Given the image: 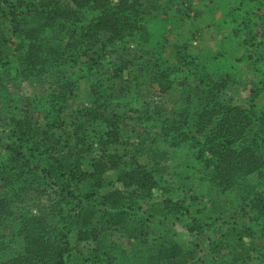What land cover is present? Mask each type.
Returning <instances> with one entry per match:
<instances>
[{
  "label": "trees",
  "instance_id": "obj_1",
  "mask_svg": "<svg viewBox=\"0 0 264 264\" xmlns=\"http://www.w3.org/2000/svg\"><path fill=\"white\" fill-rule=\"evenodd\" d=\"M6 1L16 25L14 33L15 30L22 32L23 67L20 74L23 77L41 73L48 61L61 64L65 50L69 55L87 57L83 64L87 66L86 72L91 71L92 64L98 60L89 54L97 47L103 53L113 51L114 44L126 41L141 29L147 13L142 0H70L66 4L62 0ZM246 1L254 2L255 9H247L245 1L238 0L237 5L226 12L227 20L235 35L242 33L244 41L256 42L259 30L252 28L249 16L256 13L264 20V1ZM260 10L262 12L258 14ZM26 16L30 17L27 27L17 30L19 19ZM54 32L62 36L64 49L61 51L50 37ZM136 57L141 58L142 55ZM185 57L188 58L184 63L188 64L190 75L200 84V92L204 95L197 113L196 131L195 134L190 133L188 128L190 107L178 104L170 109L168 117L161 118V137L174 148L190 145L194 159L203 167L211 168L209 180L212 184L222 191L233 189L241 202L248 206L243 212L254 220L264 221V156L261 150L264 109H259L255 103L256 97H264V73L250 88V104L239 105L223 98L224 80L216 77L201 58L193 54ZM130 64L135 68L128 69ZM136 65L130 59L122 60L117 64L114 75H120L125 69L129 73L132 69L143 74V61ZM71 73L68 76L76 73L77 77H82L76 71ZM133 74L132 79L140 75ZM157 76L155 73L152 78L157 80ZM66 84L67 81L42 111L22 106L16 113L9 114V125L15 139L4 143L5 153L0 159V217L10 219L11 229L6 233L0 226V264H80L70 261L72 245L69 235L75 230L79 241L93 243L88 264H127L132 250L129 252L123 244L109 241L104 227L128 221L125 224L127 237H133L136 234L130 228L138 216L141 217L142 233H145L150 232V217H171L180 211L178 200L166 197L160 201L155 213L150 212V207L148 215L138 212L140 201L152 195L158 181L152 170L143 164L124 165L122 154L115 146L121 140L123 118L117 112H106L97 92L99 87L93 84L94 98L92 105L86 108V114L93 128L104 127L94 131L97 148L91 150V169H82L77 162L76 168L64 173L76 184L90 179V193L98 206L94 209V222L73 224V218L85 210L82 194L72 186H55L38 171L39 158L60 151L64 142L73 141L79 151L83 147L92 149L87 136L81 137V124L66 128L65 113L69 107ZM68 85L72 91L76 81L70 79ZM12 100L6 91L0 105L17 107ZM60 128L65 133L63 140L56 132ZM112 172H115L113 177ZM252 173L256 174L254 182L248 177ZM44 185L51 187L48 207L33 212L25 204L26 195L29 190H38ZM99 218L104 219L101 224L98 223ZM10 234L20 237L23 252L10 253ZM172 238L173 235L168 234L166 241L170 242Z\"/></svg>",
  "mask_w": 264,
  "mask_h": 264
},
{
  "label": "rangeland",
  "instance_id": "obj_2",
  "mask_svg": "<svg viewBox=\"0 0 264 264\" xmlns=\"http://www.w3.org/2000/svg\"><path fill=\"white\" fill-rule=\"evenodd\" d=\"M62 1L64 4L70 2ZM243 1L247 9H255L254 2ZM142 2L147 13L141 29L126 41L114 44L115 48L111 52L103 53L99 47L95 48L89 57L98 62L92 64L94 67L91 71H85L87 66L83 61L88 60L87 57L69 55L65 50L61 64L48 61L41 73L23 77L20 74L23 67L20 42L22 32L15 30L14 33L16 25L9 13V3L0 0V92H3L0 99H3L7 91L13 98L12 104L17 105L14 108L13 105H0V159L5 153L4 143L15 139L9 125V114L16 113L22 106L42 111L67 81L65 89L67 88L69 107L65 113L66 128L81 124V137L87 136L92 149L83 147L79 151L73 141L64 142L60 151L39 158L38 171L55 186H72L82 194L85 210L73 218V224L94 222V209L98 202L90 193L91 180L76 184L65 174L76 168L77 162L82 169H91V150L97 148L94 131L104 127L93 128L86 114V108L93 102L92 85L95 84L99 87L97 92L101 95L106 112H117L123 118L121 140L115 146L122 154L124 165L143 164L152 170L158 181L152 195L140 201L138 212L148 215L147 209L150 207V212L155 213L160 201L166 197L177 199L180 207L177 215L150 217V232L142 233L141 217L138 216L130 228L138 237H127L125 224L128 221L110 225V228L104 227L103 231L107 232L105 236L109 241L123 244L129 252L132 250L127 264H264V221L254 220L243 212L248 206L241 202L233 189L222 191L212 184L209 180L211 168L203 167L194 159V150L190 145L184 144L178 148L170 146L162 139L159 128L161 118L168 117L173 106L187 104L190 107L188 128L190 133L195 134L197 113L204 95L200 92V84L190 75L188 64L184 63L188 58L185 55L193 54L201 58L216 77L224 80L223 98L244 106L250 104L251 86L264 73V59L254 60L251 56H246V53L235 60L231 56H226L225 59L211 55L203 58L197 54V49L201 47L191 42L196 38L195 31L191 34L175 31L177 35L174 42H169L170 39L166 38L167 28L164 25L157 27L155 24L156 16L151 12L155 0ZM219 2V8L225 12L237 5L238 0ZM29 22V16L19 19L17 30L27 27ZM179 34L184 36L180 37ZM50 37L60 51L64 49L60 33L54 32ZM139 54L142 55L141 58L136 57ZM126 59L137 63L136 66L143 61V74L132 69V73H129L128 69L135 68L134 64H130L120 75H114L117 64ZM73 71L82 77H77L76 73L68 76ZM133 73L140 75L137 79H132ZM155 73L158 74L157 80L152 78ZM70 79L76 81L72 91H69ZM255 103L259 109H264L263 96L256 97ZM56 132L60 140H63L65 133L63 134L62 128ZM261 150L264 156V143ZM113 176L115 172L111 173V177ZM248 177L254 182L256 174L252 173ZM50 188L49 185H44L38 190H29L26 206L32 208L33 212L35 209H46L48 197L52 195ZM1 192L0 180V194ZM102 221L104 219H98L99 224ZM0 226L4 232H9L10 219L0 217ZM189 226H193L191 230L188 229ZM75 231L69 235L72 245L70 261L88 264L87 258L93 243L79 241ZM168 234L173 235L170 242L166 241ZM10 235V253L16 255L23 252L20 237Z\"/></svg>",
  "mask_w": 264,
  "mask_h": 264
},
{
  "label": "crops",
  "instance_id": "obj_3",
  "mask_svg": "<svg viewBox=\"0 0 264 264\" xmlns=\"http://www.w3.org/2000/svg\"><path fill=\"white\" fill-rule=\"evenodd\" d=\"M219 3V0H180V2L155 0L151 12L156 16L154 18L156 26L164 25L167 28L166 38L170 39L169 42H174L176 32L191 34L195 31L196 38L191 42L201 47L197 49V54L203 58H209V55L224 59L226 56H231L235 60L246 53V56L262 61L264 59V20L257 17L256 13L250 14V25L259 32L256 42H246L247 39L244 41L245 36L242 33L235 35L232 32V25L226 15V12L230 10L224 12L219 8ZM261 12L262 10L258 11V14ZM179 36L184 35L179 34ZM220 48H222L220 51L217 50Z\"/></svg>",
  "mask_w": 264,
  "mask_h": 264
}]
</instances>
